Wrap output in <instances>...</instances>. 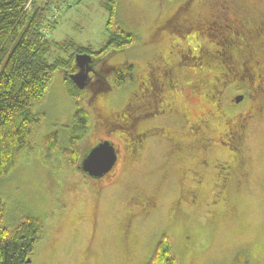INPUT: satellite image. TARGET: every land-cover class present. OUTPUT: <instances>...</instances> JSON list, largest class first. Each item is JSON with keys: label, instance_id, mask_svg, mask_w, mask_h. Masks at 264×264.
I'll use <instances>...</instances> for the list:
<instances>
[{"label": "rangeland", "instance_id": "rangeland-1", "mask_svg": "<svg viewBox=\"0 0 264 264\" xmlns=\"http://www.w3.org/2000/svg\"><path fill=\"white\" fill-rule=\"evenodd\" d=\"M186 1L120 0L124 29L142 36L144 42L108 58L109 65L133 63L136 79L120 90L96 96L93 105L98 104L99 119L108 115L114 120L110 115L124 107L134 110L129 103L136 104L133 95L146 61L167 49L166 44L159 45L162 35L174 32V25L181 20L180 15L164 19ZM213 1L198 0L197 6L204 10ZM55 5L59 7L49 18L50 22L59 18V22L44 32L61 46L50 50V60L69 57L75 51L66 45L69 40L95 48L106 43L108 11L102 0H59ZM245 5L254 18L264 10L261 0H246ZM196 33L184 44L197 46L200 39ZM200 33L212 34L213 40L217 35L212 29ZM63 78V72L55 75L39 106L45 119L35 137L37 155L26 157L0 181V195L13 225L29 215L44 223L42 238L28 264H147L163 233L172 236L180 264H234L238 253L245 254L252 264H264V109L249 125L244 172L237 170L233 181L221 190L211 182L210 171L202 184L194 183L192 177L200 178L196 165L190 163L197 160L192 156L198 150L191 135L194 124L183 117L179 126L181 112L176 120L171 112L151 115L148 122L144 119L139 131L149 129L150 135L143 141L140 157L128 164L117 182L91 187L80 170L65 168L61 152L48 156L43 148L45 136L54 132L60 135L61 148L69 147V127L77 103ZM174 97L180 104V96ZM187 101L180 106L193 111L192 102L188 105ZM93 113L95 119V107ZM121 125L119 131L123 132ZM174 135L185 145L178 158L173 151ZM216 154L211 150L210 159ZM183 166H189L191 172L184 173ZM145 196L152 200H144Z\"/></svg>", "mask_w": 264, "mask_h": 264}, {"label": "trees", "instance_id": "trees-1", "mask_svg": "<svg viewBox=\"0 0 264 264\" xmlns=\"http://www.w3.org/2000/svg\"><path fill=\"white\" fill-rule=\"evenodd\" d=\"M58 1L0 0V181L8 177L26 157L37 155L35 137L37 131L43 127L45 119V113L40 111L39 106L46 100L50 86L58 72L64 73L63 79L67 92L76 100L77 110L73 123L69 127V147L62 149L60 135L54 132L45 136L43 148L48 156L61 152L65 159V168L68 171L78 169L81 144L85 138H89L94 129L93 111L94 107L95 111L98 108V104L93 105L96 96L106 91L120 90L124 85L135 80L136 73L133 63L125 61L115 65L108 64V58L111 56L144 42L142 36L124 29L119 18L120 0H102L108 11L106 23L108 38L100 48L81 45L74 40H69L66 45L75 48L69 57L59 56L54 60L49 59L50 50L54 46H61L60 43L52 42L49 37H45L44 32L50 25L59 22V18L53 20L54 23L50 22L52 19L49 18L52 10L56 9L57 5L55 4ZM238 1L228 0L225 2L222 0V10H235L237 3L246 4V0ZM263 2L264 0H261V3ZM212 3H209L207 9ZM153 28L154 26L151 27V31ZM164 35L167 36H164L163 43L170 50L174 45L173 39L170 38L173 35L168 31ZM209 35L207 34L209 41L213 42V35ZM216 41H220V37H215L214 42ZM261 43H259V50L262 48L260 54L264 53V45ZM159 45L157 48L160 47ZM215 49H219L222 53L218 52L212 55L214 57H212V64L209 68H216L212 75L219 72L223 76L227 73L225 66L228 60L221 50L222 46L218 45ZM82 53L93 56L97 62L95 69L101 75L99 84H96L98 80L93 82L94 86L84 89L79 88L71 78V74L77 71L76 56ZM204 59L207 60V56ZM150 60L146 62H150ZM181 69L183 87L176 90L171 88L168 91V95L171 96L168 100V113H173L172 115L176 116H174L175 120L178 113H182L177 121L179 126L185 121L183 117L193 120V124H195L196 120L215 111L218 107L217 102H219L216 101L218 93L215 95L212 92L211 95L208 93L205 77L199 76L196 70L194 71L185 64L180 65ZM225 79L226 76L222 77L220 84H223ZM175 95L180 96L182 105L187 101V97L188 105L191 102L193 104V111H185L174 97ZM162 104L163 102H159L158 106L154 104L152 107V111L157 112L156 117L159 116L158 111L161 110ZM148 121L151 120L147 119ZM144 122H140V126ZM137 125L138 123L123 127V131H127L124 134L131 143H134L137 136L142 133L134 128ZM128 128L134 135H131L132 132ZM152 129L155 130L156 127L154 126ZM135 136L136 138H134ZM193 138L196 139V136ZM174 140L179 141L177 135H174ZM180 146L182 147V145ZM181 149L179 148V150ZM139 157L138 155L130 158L129 163ZM119 167H123V164ZM6 209V201L0 195V264H28V261L33 258L38 241L42 238L44 223L38 217L29 215L13 225L12 218L7 216ZM147 264H180L174 251L172 236L169 233L162 234ZM234 264L252 263L245 254L238 253Z\"/></svg>", "mask_w": 264, "mask_h": 264}, {"label": "flooded vegetation", "instance_id": "flooded-vegetation-1", "mask_svg": "<svg viewBox=\"0 0 264 264\" xmlns=\"http://www.w3.org/2000/svg\"><path fill=\"white\" fill-rule=\"evenodd\" d=\"M197 3L198 0H187L177 9L171 10L166 16L168 18L164 19L170 21L174 20L176 15H180V22L174 25L175 28L173 27L175 31L170 32L173 35L170 38L173 39L174 45L170 50H160L158 56L153 61L147 62V66L142 69L136 96L133 95L136 104L130 102L134 110L130 111L128 107H124L119 112L115 111V114L112 112L110 116H113L114 120L109 119L108 115H102V119H99L96 110L94 129L89 135L90 143L92 145L99 143L107 132L115 138L116 148L120 149L121 153L115 167L101 179H94L80 171L91 187L117 182V177L122 175L128 166L129 159L140 156L143 141L150 135L149 129L139 131L140 122L151 119L149 118L152 117L151 115H156L157 112L152 111V107L154 104L158 106L159 102H163V109L161 108L158 114L164 115L169 112L168 100L171 97L170 94L168 95L169 89L176 90L183 87L182 69L180 70L182 64L196 70L199 76L205 77L209 91L207 92L210 95L211 92L214 95L218 93L216 101H219L217 109L196 120L192 130L193 135L196 136L198 150L194 155L192 154L197 160L190 163L196 165L194 168L200 176L196 180L192 177L194 183L202 184L210 171L211 182L221 190L233 181L237 170L244 172L245 146L251 130L249 125L251 121L263 115L264 109L262 103L264 102V53L260 54L262 48L259 50V43L262 42L261 44L264 45V10L254 18L244 4L237 3V9L223 11L222 0H214L209 9L204 10L200 9ZM210 29L217 32L216 37H220V41L214 42V39L211 42L207 35L200 33ZM196 31L199 34L196 33L194 36L200 39L198 45L184 44V41L190 40ZM164 36L167 35H162L160 45L163 44ZM218 45L222 46L221 50L228 60L225 66L227 73L223 76L219 72L212 75L216 68H209L214 57L212 55L222 53L219 49H215ZM206 56L207 60L204 59ZM224 76L226 81L220 84ZM136 123L138 125L134 128L142 133L137 136L134 143H131L124 134L127 131L120 132L119 126L123 124L121 125L123 128ZM173 144L175 156L177 158L182 156L179 148L180 145H185L175 140ZM211 150L217 153L214 159L209 157ZM183 162L187 163L188 160L186 162L183 159ZM121 164L123 167H119ZM183 167L185 168H181L184 173L191 172L189 166ZM144 200H152V198L145 196ZM142 203L148 206L143 201Z\"/></svg>", "mask_w": 264, "mask_h": 264}, {"label": "water", "instance_id": "water-1", "mask_svg": "<svg viewBox=\"0 0 264 264\" xmlns=\"http://www.w3.org/2000/svg\"><path fill=\"white\" fill-rule=\"evenodd\" d=\"M96 63L93 56L88 53L77 54V71L71 74V78L79 88L92 87L93 82L101 78L95 69ZM99 83L100 80L96 84ZM101 138L102 141L93 145L90 143V138H85L81 144V155L77 166L81 172L94 179H101L110 172L115 167L121 153L120 149L116 148L117 141L111 134L106 132ZM106 185L107 183H104V186Z\"/></svg>", "mask_w": 264, "mask_h": 264}, {"label": "bare ground", "instance_id": "bare-ground-1", "mask_svg": "<svg viewBox=\"0 0 264 264\" xmlns=\"http://www.w3.org/2000/svg\"><path fill=\"white\" fill-rule=\"evenodd\" d=\"M30 261H31V259H30Z\"/></svg>", "mask_w": 264, "mask_h": 264}]
</instances>
